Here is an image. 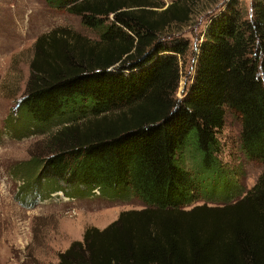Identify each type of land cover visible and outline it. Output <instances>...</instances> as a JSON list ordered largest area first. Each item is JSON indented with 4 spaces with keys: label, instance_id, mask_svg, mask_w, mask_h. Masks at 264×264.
<instances>
[{
    "label": "trees",
    "instance_id": "16d2710c",
    "mask_svg": "<svg viewBox=\"0 0 264 264\" xmlns=\"http://www.w3.org/2000/svg\"><path fill=\"white\" fill-rule=\"evenodd\" d=\"M46 1L80 15L100 40L68 29L37 39L19 111L33 129L61 127L51 155L28 162L23 191L99 189L145 205L87 228L59 264H264V173L234 202L185 208L237 188L219 155L227 109L240 118L247 158L264 163V0L251 16L235 4L212 16L183 98L189 41L162 36L191 19L190 0Z\"/></svg>",
    "mask_w": 264,
    "mask_h": 264
},
{
    "label": "rangeland",
    "instance_id": "374dc122",
    "mask_svg": "<svg viewBox=\"0 0 264 264\" xmlns=\"http://www.w3.org/2000/svg\"><path fill=\"white\" fill-rule=\"evenodd\" d=\"M168 6L176 0H156ZM194 12L186 23L170 25L162 40L184 37L189 50L180 57L181 81L177 96L183 98L196 74L198 46L212 16L232 4L251 16L257 0H190ZM56 29H68L92 41L100 32L86 26L82 17L49 5L46 0H0V264H59V254L74 241H82L89 227L104 229L122 211L145 205L133 195L108 198L100 192L81 190L65 196L62 191H23L30 179L28 162L51 155L50 137L61 125L43 130L31 128L19 111L30 77V66L39 37ZM36 127V126H35ZM240 118L227 109L218 134L223 166L236 190L231 197H201L196 205L223 206L245 195L264 173V163L247 158L241 147ZM26 163V164H25ZM184 166L192 162L187 156ZM26 167V168H25Z\"/></svg>",
    "mask_w": 264,
    "mask_h": 264
},
{
    "label": "built area",
    "instance_id": "2783aa9c",
    "mask_svg": "<svg viewBox=\"0 0 264 264\" xmlns=\"http://www.w3.org/2000/svg\"><path fill=\"white\" fill-rule=\"evenodd\" d=\"M94 192H99V189H95Z\"/></svg>",
    "mask_w": 264,
    "mask_h": 264
}]
</instances>
